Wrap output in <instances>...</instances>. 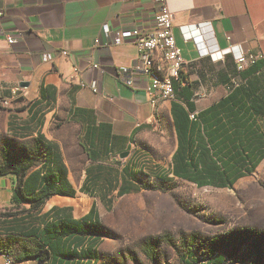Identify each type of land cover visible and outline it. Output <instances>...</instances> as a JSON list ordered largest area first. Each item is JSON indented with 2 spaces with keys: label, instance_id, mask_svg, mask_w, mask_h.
I'll list each match as a JSON object with an SVG mask.
<instances>
[{
  "label": "crops",
  "instance_id": "0c3cea01",
  "mask_svg": "<svg viewBox=\"0 0 264 264\" xmlns=\"http://www.w3.org/2000/svg\"><path fill=\"white\" fill-rule=\"evenodd\" d=\"M168 5L187 81L174 80L176 99L154 103L146 91L147 76H136L135 86L119 76L122 67L141 57L132 39L115 44L113 35L132 27L153 29L152 0H0L5 12L0 27V136L7 138L5 152H14L12 144L21 146L43 135L59 148L67 190H75L34 205L14 199L19 179L15 172L0 174V264L7 253L12 264H99L103 234L98 221L100 208L109 202L105 186H110V177H120L114 193L122 180L136 188L142 172L138 169L143 160H155V153L171 163H153L152 176L177 177L173 160L181 108L188 110L192 104L197 115L230 92L225 62L216 67L220 62L212 60L221 58L220 52L213 57L206 52L210 42L220 50L241 45L247 52L264 54V0H168ZM18 32L19 42L10 44L6 35ZM48 52L53 61L42 58ZM153 61L167 67L161 53ZM58 115L61 124L56 123ZM68 125L74 128L72 135L65 129ZM42 163L23 178L28 193L41 186L32 173ZM103 182L105 186L99 184ZM92 208L95 213L86 218ZM36 243L47 249L44 260L17 259L23 245L32 250ZM222 264H228L225 256Z\"/></svg>",
  "mask_w": 264,
  "mask_h": 264
},
{
  "label": "rangeland",
  "instance_id": "374dc122",
  "mask_svg": "<svg viewBox=\"0 0 264 264\" xmlns=\"http://www.w3.org/2000/svg\"><path fill=\"white\" fill-rule=\"evenodd\" d=\"M212 60L220 62L216 67L225 62L228 91L233 80L243 81L233 56ZM55 120L63 121L60 115ZM260 125L264 129V119ZM65 129L69 135L74 132L70 125ZM6 140L0 136V161ZM171 141L169 132L167 146ZM155 158L143 160L137 187L130 193L113 192L118 175L110 177V186L99 183L110 195L100 208L99 264H184L188 257L206 259L218 254L228 264H264V159L233 188H222L200 187L173 176L157 179L152 176L153 163L168 166L171 158L156 153ZM142 182L149 188L142 187Z\"/></svg>",
  "mask_w": 264,
  "mask_h": 264
},
{
  "label": "trees",
  "instance_id": "16d2710c",
  "mask_svg": "<svg viewBox=\"0 0 264 264\" xmlns=\"http://www.w3.org/2000/svg\"><path fill=\"white\" fill-rule=\"evenodd\" d=\"M263 71V61L237 70L243 81L231 87L228 95L219 102L198 112L195 118H190V113L195 112L194 105L189 104L188 110L181 108L179 120L176 119L179 146L173 160L175 176L200 187L233 188L239 179L256 170L264 159V129L260 125V120L264 119ZM179 80H186L183 71ZM15 146L11 145L15 148L14 152L4 153L5 157L0 161V174L15 172L18 175L14 196L16 201L41 205L53 194L75 193L72 188L67 190V169L54 143L45 141L44 136L40 135L21 146ZM42 160V167L32 173L41 186L33 193H28L23 178ZM134 186L122 180L118 194L130 193L134 191ZM142 187L149 188L144 182ZM94 213L95 208H92L86 218ZM46 252L45 246L39 243L32 250L23 245L17 259L39 256L44 260ZM211 257H214L215 264H222L223 255ZM183 261L184 264H197L200 259L188 257Z\"/></svg>",
  "mask_w": 264,
  "mask_h": 264
},
{
  "label": "built area",
  "instance_id": "2783aa9c",
  "mask_svg": "<svg viewBox=\"0 0 264 264\" xmlns=\"http://www.w3.org/2000/svg\"><path fill=\"white\" fill-rule=\"evenodd\" d=\"M156 7L155 14V26L153 29L145 30L140 27H132L128 29H120L113 33L114 43L121 44L126 39H132L138 47L140 52V61L130 67H122L119 70V76L125 80L129 85L135 86V77L139 75H145L149 78L146 91L152 101H159V96L173 97V100L177 98L176 88L174 80L178 79L184 70L186 62L182 56L181 48L178 46L175 32L174 23L172 18V12L168 5V0H152ZM5 18V12L0 9V27ZM204 27L208 29L211 37H213L212 31L209 30L210 24L205 23ZM106 35L110 36L112 32L109 28L105 27ZM18 33H8L6 35L10 44H16L19 42ZM213 39V38H212ZM211 41L207 47V54L214 55L219 54L221 58L224 55L231 54L237 64L239 71L245 69L249 65L256 63L258 60H264V54L247 52L241 45H234L228 49L220 50L216 43ZM157 53H161V57L165 63V60H172L173 75H166L165 69L157 65L156 73L147 72L148 60H155ZM43 59H54L52 53H44ZM93 67H99L97 64H93ZM239 82L233 80L231 87L238 86ZM230 87V89H231ZM18 88H15L13 93H18ZM196 113H191V117L195 118ZM5 258V264H12L14 259L10 254L3 255Z\"/></svg>",
  "mask_w": 264,
  "mask_h": 264
},
{
  "label": "bare ground",
  "instance_id": "6f19581e",
  "mask_svg": "<svg viewBox=\"0 0 264 264\" xmlns=\"http://www.w3.org/2000/svg\"><path fill=\"white\" fill-rule=\"evenodd\" d=\"M44 60L51 61L52 59H44ZM165 62L167 63L166 75H173L172 60H165ZM147 72L148 73H156V66H155L153 60H148V63H147ZM160 98H166V99L173 100V97L159 96V99ZM156 102L157 101H154V103H156Z\"/></svg>",
  "mask_w": 264,
  "mask_h": 264
},
{
  "label": "water",
  "instance_id": "95a60500",
  "mask_svg": "<svg viewBox=\"0 0 264 264\" xmlns=\"http://www.w3.org/2000/svg\"><path fill=\"white\" fill-rule=\"evenodd\" d=\"M23 84H27V83H23ZM126 155H128V151H127V152H124V153H122V156H126Z\"/></svg>",
  "mask_w": 264,
  "mask_h": 264
}]
</instances>
